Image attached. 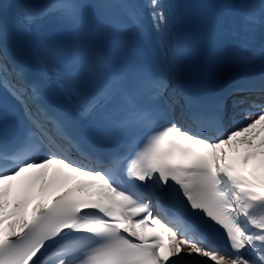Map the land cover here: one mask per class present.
<instances>
[{
	"label": "snow or ice",
	"instance_id": "snow-or-ice-1",
	"mask_svg": "<svg viewBox=\"0 0 264 264\" xmlns=\"http://www.w3.org/2000/svg\"><path fill=\"white\" fill-rule=\"evenodd\" d=\"M10 7L30 38L14 49L0 22V88L11 98L0 95V264H264V72L211 96L193 94L180 78L190 54L179 39L182 0ZM241 16L228 30L242 42L216 66L251 72L264 58L248 35L264 26V0ZM52 19L74 38H44ZM107 34L119 38L98 43ZM25 56L45 72L56 66L59 105L29 78ZM53 165L58 178L86 179L29 213ZM24 174V194L13 197ZM217 227L226 247L207 235Z\"/></svg>",
	"mask_w": 264,
	"mask_h": 264
},
{
	"label": "bare ground",
	"instance_id": "bare-ground-1",
	"mask_svg": "<svg viewBox=\"0 0 264 264\" xmlns=\"http://www.w3.org/2000/svg\"><path fill=\"white\" fill-rule=\"evenodd\" d=\"M218 2V5L220 9L228 15V17L233 21L236 20L237 23L242 20L241 13L244 10L248 11H259V5L261 0H237L236 3L240 2V7H236V5L233 3V0H231V3L233 4V7L228 8L224 7L225 0H216ZM140 4L143 3V0H139ZM146 12V10H145ZM146 23H149L146 19ZM248 35L251 37V41L249 43V47L253 50H256L257 48L261 47V40L264 39V26H256L255 30L251 33H248ZM239 42L242 41L239 38Z\"/></svg>",
	"mask_w": 264,
	"mask_h": 264
},
{
	"label": "rangeland",
	"instance_id": "rangeland-1",
	"mask_svg": "<svg viewBox=\"0 0 264 264\" xmlns=\"http://www.w3.org/2000/svg\"><path fill=\"white\" fill-rule=\"evenodd\" d=\"M237 0H233V3L238 7H240V2L236 3Z\"/></svg>",
	"mask_w": 264,
	"mask_h": 264
}]
</instances>
